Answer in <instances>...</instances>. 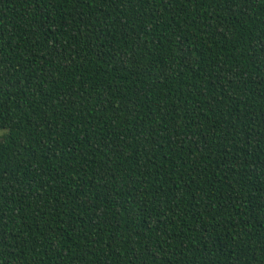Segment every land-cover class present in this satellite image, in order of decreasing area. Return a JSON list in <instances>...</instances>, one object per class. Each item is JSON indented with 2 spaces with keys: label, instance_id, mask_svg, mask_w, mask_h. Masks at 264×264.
I'll use <instances>...</instances> for the list:
<instances>
[{
  "label": "trees",
  "instance_id": "16d2710c",
  "mask_svg": "<svg viewBox=\"0 0 264 264\" xmlns=\"http://www.w3.org/2000/svg\"><path fill=\"white\" fill-rule=\"evenodd\" d=\"M0 264H264V0H0Z\"/></svg>",
  "mask_w": 264,
  "mask_h": 264
},
{
  "label": "rangeland",
  "instance_id": "374dc122",
  "mask_svg": "<svg viewBox=\"0 0 264 264\" xmlns=\"http://www.w3.org/2000/svg\"><path fill=\"white\" fill-rule=\"evenodd\" d=\"M7 133L6 129L0 128V138H2Z\"/></svg>",
  "mask_w": 264,
  "mask_h": 264
}]
</instances>
